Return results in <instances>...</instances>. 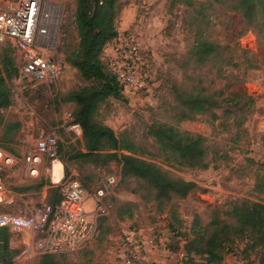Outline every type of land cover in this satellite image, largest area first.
Here are the masks:
<instances>
[{
	"label": "rangeland",
	"instance_id": "rangeland-1",
	"mask_svg": "<svg viewBox=\"0 0 264 264\" xmlns=\"http://www.w3.org/2000/svg\"><path fill=\"white\" fill-rule=\"evenodd\" d=\"M53 8V48L48 53L63 57L58 48L73 46L77 39L74 25L75 0H51ZM124 5L116 19L118 34H128L139 44L145 70L153 87V95L122 98L109 96L100 105L97 118L110 125L120 136H126L138 145L136 154L155 162L174 177L193 180L198 188L183 198H173L158 211L152 189L138 178L121 176L120 165L114 161L95 166L82 158L67 159L68 151L83 146L81 130L68 126L67 113L73 102L61 97L86 83L77 69L65 62L63 72L50 81L30 80L13 75L9 81L11 105L2 110L5 119L18 120L20 126L12 140L0 138L4 151L21 159L22 153L34 146L41 134L54 132L60 145L59 159L63 163V178L52 181L51 165L44 158L36 175H28L21 160L5 168L3 177L7 188L16 194L12 203L15 208H26L45 200L51 186H61L67 177L80 179L88 190L102 184L108 174L116 178L107 195L111 202L108 214L100 220V233L90 243L91 251L75 253L66 259L79 263L88 258L121 264L117 257V243L124 230L139 229L148 244H154L152 230L163 234L164 243L176 247L184 242L183 236L171 237L165 224L173 211L182 221L179 228L186 237L192 236L195 220L201 226L211 227L213 211H223L237 205L243 198L264 202V41L256 30L248 25L241 14L231 6L233 0H122ZM205 37L221 45L219 52L204 64L197 65L188 58L193 40ZM6 40H0V48ZM106 51V50H105ZM18 58V53L13 49ZM228 84V85H227ZM208 90L224 89L222 96L232 90H244L254 98L251 107L241 116L231 100L223 107L214 108L216 117L209 112L176 121L177 90L195 87ZM226 86V87H225ZM154 121L174 123L179 130L201 133L206 137L211 163L207 168H190L167 161L157 143L147 132ZM241 121V122H240ZM1 135V131H0ZM213 164H215L213 166ZM133 202V215L119 218L117 209L122 202ZM173 238L174 240H171ZM17 246V242L14 244ZM246 246V240H235L232 249L217 264H260L259 249ZM173 258L181 264L186 260L182 250L175 251ZM33 259L26 263L35 262ZM22 261L14 264H26ZM168 262L161 261V264ZM169 264V263H168Z\"/></svg>",
	"mask_w": 264,
	"mask_h": 264
},
{
	"label": "trees",
	"instance_id": "trees-1",
	"mask_svg": "<svg viewBox=\"0 0 264 264\" xmlns=\"http://www.w3.org/2000/svg\"><path fill=\"white\" fill-rule=\"evenodd\" d=\"M123 5L122 0H75L74 25L78 39L73 46H58L63 52L64 61L75 67L86 81L61 97L62 101L74 104L69 111L68 124L79 125L83 144L82 148L73 147L68 151L67 159L80 157L82 161L95 166L110 161L118 163L121 176L138 178L152 189L158 211L162 212L165 204L173 198L187 196L198 188V184L183 177H174L155 162L137 155L138 145L134 141L126 136L120 137L110 125L97 118L98 109L107 97L127 100L115 74L108 66L105 53L106 47L118 35L116 19ZM231 7L241 14L264 41V0H233ZM5 40L4 46L0 48V138L12 140L20 121L5 119L1 111L12 103L9 81L19 73L20 56L12 42ZM220 48L221 45L215 41L197 37L189 47L188 58L201 65L216 55ZM13 49L17 51L19 60L13 54ZM223 92V88L210 91L204 86L177 90L176 121L206 112L214 118L217 116L214 108L218 107H223V112H231L230 108L224 106L227 99L237 105L242 116L254 102V98L241 88L232 90L229 98L222 96ZM147 132L167 161L190 168L209 167L211 158H208L209 149L203 134L179 130L174 123L166 121L152 122L148 125ZM58 148L60 152L59 142ZM257 190L264 191V187ZM61 194L59 186H51L44 201L55 203L61 198ZM134 205L133 202H122L117 209L119 218L125 215L131 217ZM223 214L224 218H221L218 210L213 211L210 229L199 225L195 220L191 227L192 236L186 237L179 230L182 221L177 214L170 212V220L166 222L168 229L173 232V236L181 235L185 239L182 243V254L186 259L184 264H217L232 249L235 240H246V246L251 249L259 245V262L264 264V202L243 198L237 205L224 210ZM102 218L103 216L98 219L99 230L96 236L105 231L100 227ZM12 235L7 228L0 227V264H14L12 257L17 248L10 244ZM90 245L87 244L75 253L91 251ZM69 255L72 254L43 253L36 257L35 262L26 264H110L92 261L90 258L83 263L69 261L66 259Z\"/></svg>",
	"mask_w": 264,
	"mask_h": 264
},
{
	"label": "built area",
	"instance_id": "built-area-1",
	"mask_svg": "<svg viewBox=\"0 0 264 264\" xmlns=\"http://www.w3.org/2000/svg\"><path fill=\"white\" fill-rule=\"evenodd\" d=\"M51 0H0V40L9 39L20 56L19 75L30 80L50 81L65 67L61 56L48 53L53 48V8ZM138 42L128 34H118L109 45L108 66L115 74L124 96L153 95L154 90L145 70ZM70 113H67L69 118ZM80 133L78 124H68ZM47 158L52 168L59 159L58 139L54 132L41 133L34 146L22 153L30 174H37L35 164ZM13 164L12 154L0 148V227L13 235L11 246L17 248L13 262L24 263L43 253L73 254L90 244L98 233V219L108 214L111 202L107 195L116 178L108 174L102 184L90 190L75 177H67L61 186V198L55 203L41 202L31 208L7 207L12 200L6 197L7 182L3 171ZM92 198L87 208L86 199ZM17 242V246H15ZM142 232L131 227L122 232L117 243V257L121 264H161L152 261L146 250Z\"/></svg>",
	"mask_w": 264,
	"mask_h": 264
},
{
	"label": "crops",
	"instance_id": "crops-1",
	"mask_svg": "<svg viewBox=\"0 0 264 264\" xmlns=\"http://www.w3.org/2000/svg\"><path fill=\"white\" fill-rule=\"evenodd\" d=\"M109 45L105 49L106 54L109 52ZM19 160H21L22 164H24V166H25V163L22 159V156H21V159H18L17 157L13 156V164H10L8 168L15 166ZM40 165H42V161L35 164L37 172L39 170ZM26 173H28V175H36V174H30L27 167H26ZM5 195H6V197L11 199L12 201L14 198L17 197L16 194L13 195V192H11L10 190H8ZM12 201L10 203H7V205L11 204ZM92 204H93L92 198H90V197L87 198L86 199L87 208L92 207ZM19 205H23V204H18L17 206H19ZM17 206L15 208H11V209H16ZM33 206H35V205H33ZM165 226H167V224H165ZM164 228H165V230L162 233H160L158 229L152 230L151 233H153L152 236L154 237L155 243L154 244L153 243L148 244V257L152 261H158V262L164 261V263H165V261H167L169 264H181L177 259L173 258V255H174V253H176L175 251L182 250V244L180 245V247H178L176 249V247L174 245L164 243L163 241H164L165 237H163V234L166 233V231H167L166 227H164ZM143 237H144V235H143ZM171 237H176V236L171 235ZM171 240H174V239L171 238Z\"/></svg>",
	"mask_w": 264,
	"mask_h": 264
},
{
	"label": "bare ground",
	"instance_id": "bare-ground-1",
	"mask_svg": "<svg viewBox=\"0 0 264 264\" xmlns=\"http://www.w3.org/2000/svg\"><path fill=\"white\" fill-rule=\"evenodd\" d=\"M53 19V22H54V16L52 17ZM53 30L54 29H50L49 30V36L51 35L52 36V33H53ZM51 173H52V176L55 178V179H58L59 176H60V163H55L52 168H51Z\"/></svg>",
	"mask_w": 264,
	"mask_h": 264
},
{
	"label": "water",
	"instance_id": "water-1",
	"mask_svg": "<svg viewBox=\"0 0 264 264\" xmlns=\"http://www.w3.org/2000/svg\"><path fill=\"white\" fill-rule=\"evenodd\" d=\"M53 33H54V30H53ZM55 163H60V176L58 179H55L53 176H52V181L55 182V183H58L60 182V180L63 178V163L60 159H54L53 162H52V166L55 164Z\"/></svg>",
	"mask_w": 264,
	"mask_h": 264
}]
</instances>
